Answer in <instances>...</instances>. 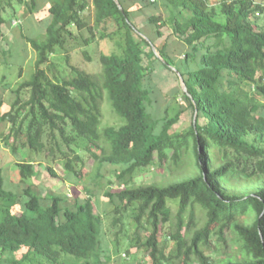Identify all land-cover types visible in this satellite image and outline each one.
Listing matches in <instances>:
<instances>
[{"label": "trees", "instance_id": "trees-1", "mask_svg": "<svg viewBox=\"0 0 264 264\" xmlns=\"http://www.w3.org/2000/svg\"><path fill=\"white\" fill-rule=\"evenodd\" d=\"M41 1L0 0L5 70L13 22L21 27L36 16L45 30L24 33L19 54L28 58L29 45L36 59L27 76L21 68L16 87L7 83L15 100L1 116L10 129L0 149L18 160L10 178L0 168V264L32 263L34 256L39 264H114V256L131 258L134 249L147 264H264V4L224 0L218 10L207 0H118L122 11L114 0ZM150 8L163 11L140 27L137 19ZM107 40L115 50L100 54V72L70 64L71 42L90 60L87 48ZM171 67L188 94L181 86L161 90L160 72L178 77ZM160 92L188 105L174 117L170 101L153 112ZM106 100L119 126H103ZM189 109L196 123L173 132ZM24 150L59 162L63 176L46 167L52 178L83 186L84 197L41 196V173L21 157ZM154 164L178 179L138 185ZM106 166L116 169L113 179L96 195L91 184L105 178ZM99 195L111 205L105 214ZM215 243L235 252L218 263L204 251Z\"/></svg>", "mask_w": 264, "mask_h": 264}, {"label": "rangeland", "instance_id": "rangeland-1", "mask_svg": "<svg viewBox=\"0 0 264 264\" xmlns=\"http://www.w3.org/2000/svg\"><path fill=\"white\" fill-rule=\"evenodd\" d=\"M210 7H215L216 9L220 10L221 3L224 0H207ZM257 4H264V0H255ZM40 5L43 4L41 0H39ZM161 12L160 8H150L144 12V17H141L137 19V23L140 27H143V23L146 20L147 17L150 15H155ZM5 17L9 19V15L5 13ZM36 16H29L27 18L22 19V25L21 27H15L12 26L6 31V36L8 38V42H11L13 49V54L11 55L10 59V65H8L5 70L4 66H0V98L3 100L4 104L0 108V141H1V133H7L10 129V124L7 122H1V116L10 110V106L13 103L14 96L11 93V89L8 88V84H11V87L15 86V81L19 79L21 68L24 66L23 75L27 76L29 74V71L31 67H33V61L36 59L35 52L31 49V46L28 45V58L24 59V57H21L20 54L23 53V48L25 42H27L24 37V33L28 35H35L36 31L39 30L42 33L45 31L42 23L38 22L36 20ZM48 19V18H47ZM46 19V20H47ZM264 23V17L262 19H259V24L262 25ZM17 26V25H16ZM150 32V31H149ZM151 33V32H150ZM26 36V35H25ZM162 40L158 41V44H160ZM95 45H91L87 48L86 51H88L90 54V60L83 54L84 48L80 44H76L74 42H71L69 45L70 50V56H71V62L70 64L75 67H80L82 70L87 71L91 74H96L101 71V65L99 62V57L101 53H107L115 50V42L111 41H101L98 43H94ZM3 48H8V44L4 43ZM82 47V48H81ZM20 50V54H19ZM157 50V49H156ZM62 53V50L58 51ZM159 54V52L157 51ZM25 54V53H24ZM60 58H63V56H59ZM183 58V57H182ZM65 64V63H64ZM60 64V68L65 67L66 69H70L67 64ZM11 74V75H10ZM3 75L7 76V78H4L5 80L2 81L1 78ZM30 76V75H29ZM159 84L161 86V90L163 92H169L171 89L175 88L176 86H181V81L179 77H174L173 75H170L167 70H163L159 73ZM6 80H8L6 83H4ZM8 83V84H7ZM7 84V85H5ZM159 101L160 105H157V108L153 109V112L156 110L159 111L163 108V106L170 101V108H169V116L174 117L181 109L186 107L188 104L183 99L182 96L178 97L177 99H172L171 97L169 99L165 98L163 94L160 92ZM103 112H104V121L103 126H119L121 124V117H119L112 108L111 102L109 100H106L103 106ZM195 113L192 109L187 110L181 118V121L178 125H176L173 128V132L175 131H181L189 129L194 122ZM3 146V145H2ZM22 158L29 157L30 160L34 162L35 169L41 173L40 180L36 181L35 183L39 185L38 188H36V191L41 195L44 196L49 191L57 194H65L68 196V198L73 201L77 196H83L85 195V191L83 190V186L81 187L76 185H71L68 182H63L62 177L60 178H52L51 174L47 171L46 167H53L57 170L60 176L64 175V172H62L63 167L61 164L57 161H53L51 156L47 157L46 154L37 156L36 154L28 155L27 151H22L20 153ZM89 158V157H88ZM18 159L5 147H1L0 149V168L4 167V172L7 178H10L13 176L14 168H15V162ZM96 165V162L91 159H88V166H94ZM116 169L111 166H106L102 169V173L104 174V179H99L98 183L95 184L94 182L91 184V187L95 189L96 195L99 194L97 191L103 190L108 186V180L113 179V172ZM190 172H193L191 168H189L187 171H184L183 174L188 175ZM95 174V172H93ZM179 175L172 174L167 172L166 170L161 171L158 169L157 164H154L152 167H150L147 171H145L140 177L137 178L136 182L138 185H144L149 184L152 182L160 183V184H168L170 182L176 181L178 179ZM86 182V181H85ZM83 185V184H82ZM85 186V185H84ZM244 184H238L237 188L244 187ZM97 203H98V209L100 213L105 214L109 210H111V205L108 203V200L104 198L103 196L99 195L97 197ZM106 218V216H105ZM204 251L206 254L213 258L216 262H221L224 259H226L230 254L234 253L235 250L230 246L224 247L220 244L215 243L213 247L204 248ZM26 253V251H22L17 254H13L12 257L14 259H20L22 256ZM146 254L137 252V250L132 251V256L130 258L129 254L122 253L121 256H114V264H147L142 259H145ZM40 258L33 257L32 263L26 264H39Z\"/></svg>", "mask_w": 264, "mask_h": 264}, {"label": "water", "instance_id": "water-1", "mask_svg": "<svg viewBox=\"0 0 264 264\" xmlns=\"http://www.w3.org/2000/svg\"><path fill=\"white\" fill-rule=\"evenodd\" d=\"M114 1L118 4L119 9L123 11V8H122V6L120 5L119 1H118V0H114ZM145 38H146V37H145ZM153 50H154V52L157 54V56L160 57V54L157 53L156 47L153 46ZM171 68H172L173 71L176 72V74H177L178 77L180 78V81H181V88H182V90H183L185 93L188 94V89H187V86H186V84H185V82H184V79H183L182 75L180 74V72H179L176 68H174V67H171ZM196 117H197V116H196V114H195L194 123H196V119H197Z\"/></svg>", "mask_w": 264, "mask_h": 264}, {"label": "built area", "instance_id": "built-area-1", "mask_svg": "<svg viewBox=\"0 0 264 264\" xmlns=\"http://www.w3.org/2000/svg\"><path fill=\"white\" fill-rule=\"evenodd\" d=\"M152 1H155V0H152ZM256 16L259 17V16H260V13H257ZM19 23H20V22L17 21V20L13 22V24H14L15 26L18 25Z\"/></svg>", "mask_w": 264, "mask_h": 264}, {"label": "crops", "instance_id": "crops-1", "mask_svg": "<svg viewBox=\"0 0 264 264\" xmlns=\"http://www.w3.org/2000/svg\"><path fill=\"white\" fill-rule=\"evenodd\" d=\"M161 12L163 11V8H160ZM182 58V57H181Z\"/></svg>", "mask_w": 264, "mask_h": 264}]
</instances>
